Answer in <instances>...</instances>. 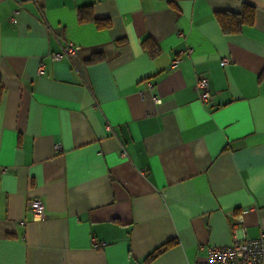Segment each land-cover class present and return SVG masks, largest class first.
<instances>
[{"label": "crops", "instance_id": "obj_1", "mask_svg": "<svg viewBox=\"0 0 264 264\" xmlns=\"http://www.w3.org/2000/svg\"><path fill=\"white\" fill-rule=\"evenodd\" d=\"M0 79V264H195L264 231V0H0Z\"/></svg>", "mask_w": 264, "mask_h": 264}, {"label": "built area", "instance_id": "obj_2", "mask_svg": "<svg viewBox=\"0 0 264 264\" xmlns=\"http://www.w3.org/2000/svg\"><path fill=\"white\" fill-rule=\"evenodd\" d=\"M13 20V19H12ZM79 50V46L72 42H65L60 46L57 52L50 54L53 61L66 58L71 60L76 56ZM191 52L190 48L181 50L174 59H172L170 66L174 67L180 61V55L189 56ZM227 58L221 59V64H228ZM41 73V68L38 71ZM195 88L198 91V99L201 102H208L211 100L212 95L208 89V80L206 77L198 76L195 79ZM156 102H159V98H155ZM107 129L111 131V128L107 126ZM55 149L60 151L58 145ZM121 156L125 157L124 151L121 152ZM5 167L0 168V173H4ZM27 210L32 214L34 219H42L45 216L44 205L41 200L37 198H31L27 201ZM92 244L95 246H102L104 243H99L95 239H92ZM207 253L203 260L197 261L195 264H264V231L259 233V236L255 239L238 240L227 246H209L206 248Z\"/></svg>", "mask_w": 264, "mask_h": 264}, {"label": "trees", "instance_id": "obj_3", "mask_svg": "<svg viewBox=\"0 0 264 264\" xmlns=\"http://www.w3.org/2000/svg\"><path fill=\"white\" fill-rule=\"evenodd\" d=\"M254 16V8L250 5H244L242 10L238 13L228 12V11H218L215 13V18L224 33H235L244 24H251ZM98 23V21H96ZM145 46L151 52L154 51V44L149 41H144ZM3 93V86L0 79V100ZM164 245L156 247L145 257V260H151L156 255H158L163 249Z\"/></svg>", "mask_w": 264, "mask_h": 264}]
</instances>
